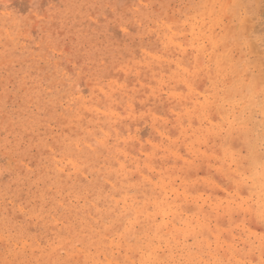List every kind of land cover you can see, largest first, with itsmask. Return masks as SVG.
<instances>
[{
	"label": "rangeland",
	"instance_id": "obj_1",
	"mask_svg": "<svg viewBox=\"0 0 264 264\" xmlns=\"http://www.w3.org/2000/svg\"><path fill=\"white\" fill-rule=\"evenodd\" d=\"M263 173L264 0H0V264H264Z\"/></svg>",
	"mask_w": 264,
	"mask_h": 264
},
{
	"label": "bare ground",
	"instance_id": "obj_2",
	"mask_svg": "<svg viewBox=\"0 0 264 264\" xmlns=\"http://www.w3.org/2000/svg\"><path fill=\"white\" fill-rule=\"evenodd\" d=\"M221 51V50H220ZM220 71V70H219ZM217 72V71H216ZM225 96V95H224ZM212 98V97H211ZM241 100V99H240ZM209 102V101H208ZM217 102V101H216ZM242 105V104H241ZM230 109V108H229ZM216 115V114H215ZM214 115V116H215ZM219 116V115H218ZM217 116V117H218ZM239 116V115H238ZM243 121V120H242ZM228 122V121H227ZM232 125V124H231ZM231 127H233V125L231 126ZM231 127H229V128H231ZM230 130V129H229ZM204 131V130H203ZM221 138V137H220ZM253 147V146H252ZM238 155V154H237ZM242 165H244V164H242ZM258 172V171H257ZM248 174V173H247ZM250 174V173H249ZM248 174V175H249ZM263 175H264V173H263ZM241 177V176H240ZM264 177V176H263ZM263 181V180H262ZM241 184V183H240ZM264 185V184H263ZM262 186V185H261ZM256 190V189H255ZM261 193V192H260ZM255 194V193H254ZM153 202V201H152ZM129 206V205H128ZM154 206H155V209H156V212H158V213H161V214H164V212H165V206L163 205V203L162 202H160V201H156L155 203H154ZM145 208V207H144ZM148 208V207H147ZM139 209L138 208H135V207H129V210H128V212H131L132 214H136V213H138L139 211H138ZM264 210V209H263ZM142 211V210H141ZM128 212H127V214H128ZM143 212V211H142ZM126 217L128 216V215H125ZM130 216V215H129ZM123 218H124V215H123ZM118 224V223H117ZM130 224H131V222H130ZM190 225V224H189ZM160 227H161V224H158L157 226H156V228H155V231H154V235H153V237H157V236H159V234H158V232L157 231H160L161 232V230H159L160 229ZM173 227V226H172ZM185 227V226H184ZM183 227V228H184ZM136 229H139V228H136ZM191 229V228H190ZM141 230V229H140ZM175 230V229H174ZM194 230V229H193ZM192 230V231H193ZM135 231H138V230H135ZM184 232V231H183ZM189 232V231H188ZM191 232V231H190ZM136 233V232H135ZM135 233H133L132 232V235L133 234H135ZM131 233H130V231H129V233H128V235H130ZM191 234H192V232H191ZM199 234V233H198ZM127 235V233H125V236ZM127 235V236H128ZM131 235V236H132ZM122 237V236H121ZM146 237H148V236H146ZM177 237V236H176ZM194 237V236H193ZM123 238V237H122ZM126 238V237H125ZM173 238V237H172ZM195 238V237H194ZM124 239V238H123ZM128 239H130V237H128ZM127 239V240H128ZM126 241V240H125ZM171 241V240H170ZM179 244V243H178ZM202 244V243H201ZM207 244V243H206ZM133 245V244H132ZM193 246V245H192ZM194 251V250H193ZM154 252V251H153ZM190 252V251H189ZM197 252H199V250L197 249ZM151 254V253H150ZM153 254V253H152ZM198 255H200L199 253H198ZM190 256V255H189ZM158 257V256H157ZM195 257V256H194ZM198 258H200V257H198ZM131 260V259H130ZM200 260V259H199ZM190 262V261H189ZM153 263V262H152ZM160 263V262H159Z\"/></svg>",
	"mask_w": 264,
	"mask_h": 264
}]
</instances>
